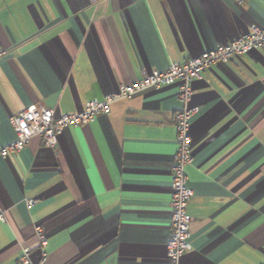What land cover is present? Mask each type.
<instances>
[{
    "label": "crops",
    "instance_id": "0c3cea01",
    "mask_svg": "<svg viewBox=\"0 0 264 264\" xmlns=\"http://www.w3.org/2000/svg\"><path fill=\"white\" fill-rule=\"evenodd\" d=\"M264 27V0H0V145L30 106L79 113L143 69L197 57ZM187 108L191 246L180 264H264V51L203 72ZM178 85L113 102L66 128L54 149L33 137L0 158V264L20 247L47 264H167ZM37 200L27 208L25 200Z\"/></svg>",
    "mask_w": 264,
    "mask_h": 264
},
{
    "label": "built area",
    "instance_id": "2783aa9c",
    "mask_svg": "<svg viewBox=\"0 0 264 264\" xmlns=\"http://www.w3.org/2000/svg\"><path fill=\"white\" fill-rule=\"evenodd\" d=\"M243 4L247 0H233ZM250 51H264V27L250 25L245 36L236 38L226 44L217 45L197 57L185 59L183 62L170 63L163 71L143 69L141 77L129 85H120L114 93L107 94L101 101L92 100L85 103L79 113L56 115L54 109L43 106H30L9 118V124L15 133V140L8 145H0V158L23 152L33 137H39L44 147L54 149L57 137L66 128L77 129L90 124L96 117L106 115L113 102L127 99L134 94L157 90L173 84L178 85V100L183 108L173 118L175 129L176 152L173 156L171 169L172 194L168 203L170 211L171 233L167 239L165 251L167 264H180L183 255L192 250L191 224L192 218L187 207L193 197L188 185L186 167L191 165L192 137L188 133L189 125L198 108H187L194 81L202 77L203 72L218 64H227L233 58L245 55ZM9 50L0 47V62L6 58ZM37 200H25L27 208H32ZM0 222L6 223L0 209ZM34 238L37 242L38 259L33 261L31 249L20 247L17 264H47V236L41 225L34 226Z\"/></svg>",
    "mask_w": 264,
    "mask_h": 264
}]
</instances>
